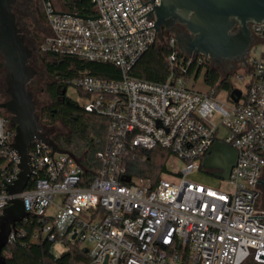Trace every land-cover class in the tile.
Returning <instances> with one entry per match:
<instances>
[{
    "label": "built area",
    "instance_id": "2783aa9c",
    "mask_svg": "<svg viewBox=\"0 0 264 264\" xmlns=\"http://www.w3.org/2000/svg\"><path fill=\"white\" fill-rule=\"evenodd\" d=\"M41 1L51 29L40 46L43 55L113 64L122 78L107 80L85 72L69 83L87 98L82 105L87 112L109 120V145L98 154L103 167L91 177H86L82 158L35 141L30 147V181L21 194H10L7 188L18 179L20 157L12 147L11 115L0 109V216L16 198L28 213L10 241L24 236L22 226L37 217L41 229L33 239L52 243L55 259L77 243L88 251L90 264H264V210L259 207L264 179V21L250 23L253 43L247 65L241 66L251 80L245 93L239 89V100L231 99L225 108L216 99V89L202 94L188 88L189 68L194 62L206 64V59L183 53L175 33L164 41L170 49L168 61L179 74L171 72L162 83L130 76L160 39L150 17L154 4L148 0H91L94 20L55 13L67 10L53 0ZM217 142L238 156L229 178H220L222 185L214 188L189 175L204 170L202 162ZM156 147L183 161L182 172L167 171L169 178L157 181L130 176L126 159ZM56 245L64 251H57Z\"/></svg>",
    "mask_w": 264,
    "mask_h": 264
},
{
    "label": "water",
    "instance_id": "95a60500",
    "mask_svg": "<svg viewBox=\"0 0 264 264\" xmlns=\"http://www.w3.org/2000/svg\"><path fill=\"white\" fill-rule=\"evenodd\" d=\"M154 4L150 14L155 19V28L160 38L164 39L177 23L185 25L187 33H175L179 49L198 58L204 56L206 63L220 64L223 60H242L247 65L246 56L253 43L250 23L264 21V0H148ZM158 1V3H156ZM16 0H0V66L5 68L6 93L9 100L0 102V109L11 115V125L15 127L13 149L20 157V172L15 183L7 188L14 194H21L32 176L30 165V147L35 141H41L54 152L76 155L60 146L43 132L41 117L34 100V94L28 85L39 75V71L31 64L34 50L27 44L14 12ZM55 13L77 16L84 20L97 17L83 16L67 11ZM168 31L163 34V31ZM241 91L235 89L231 99L237 102ZM222 145L224 151L218 153L217 147ZM237 151L217 142L209 155L203 160L204 169L221 170L214 176L228 179L237 161ZM78 164H83L77 158ZM28 216L20 198L13 199L11 205L4 209L0 216V264H7L3 251L10 242L16 226ZM86 252H88L86 250ZM69 252H64V257ZM104 264H107L105 261Z\"/></svg>",
    "mask_w": 264,
    "mask_h": 264
},
{
    "label": "trees",
    "instance_id": "16d2710c",
    "mask_svg": "<svg viewBox=\"0 0 264 264\" xmlns=\"http://www.w3.org/2000/svg\"><path fill=\"white\" fill-rule=\"evenodd\" d=\"M40 2L43 7L41 18L47 21L43 3L41 0ZM60 2L67 11L72 13L83 16L95 13L91 0H60ZM159 40L137 61L129 73L130 76L162 83L168 79L171 72L176 70V73L179 74L178 67L172 69L168 61L170 49L166 46L164 39L160 38ZM44 56L45 69L54 81L47 84V92L53 104L51 108L42 111L40 115L42 126L44 130H47L50 128L48 126L61 122L67 129V133L53 134L51 132V138L60 148L82 158L88 169L86 177H91L103 167V161L98 157V154L105 152L109 145V120L95 113L87 112L82 105L73 101L61 105L57 96L62 90H68L69 83L85 72L102 79L119 80L122 78L121 70L113 64L89 62L75 56L56 54ZM204 66L206 67L204 78L209 86L232 90L229 76L222 78L219 70L211 68L208 64L198 65L197 62H194L186 77L196 70L199 73ZM53 108L57 110L56 113L53 112ZM170 157L171 154L167 150L159 147L151 150H138L135 158L126 159L128 174L157 181L167 174V162ZM3 163L0 155V164ZM30 187H32V183ZM22 227L25 230V235L15 237L4 248L3 253L6 256L7 264H90L89 255L77 243L69 244V253L66 256L55 259L52 243L47 240L36 241L33 239L34 233L41 229L37 217H32Z\"/></svg>",
    "mask_w": 264,
    "mask_h": 264
},
{
    "label": "rangeland",
    "instance_id": "374dc122",
    "mask_svg": "<svg viewBox=\"0 0 264 264\" xmlns=\"http://www.w3.org/2000/svg\"><path fill=\"white\" fill-rule=\"evenodd\" d=\"M53 2L57 8H60V7L64 8L60 0H53ZM37 6H38L37 8L31 7L32 14L28 18H26L24 22H22V25L23 27L27 26L28 32L33 34L35 38V42H36L35 44L39 50V47L41 46V43L43 42L45 37L51 34V29L49 27L48 22L41 18L43 7H42L40 0L37 1ZM28 45L33 50H35L34 49L35 46L34 44H32V42H30V39L28 40ZM42 57L45 58V56H42ZM36 59H38L37 61H41L39 57H37ZM208 66L219 70L222 78L229 76L228 78H229L231 87L234 89L235 88L240 89L242 92L245 93L248 82L251 80V76L247 69L243 68L241 65L238 66L236 69L222 68L215 62H209ZM36 69L40 71L41 73H43V75L40 77L43 79L42 80L43 86H45L46 84L52 83L54 81V79L47 74L45 65L43 63H41L39 67L36 66ZM205 72H206V67L204 66L199 73L196 70L190 76L186 77L185 80L187 82L188 88H190L191 90L195 92L202 93V94L209 93L212 89H216L217 101L221 105H223L225 108H227L229 105L233 103L230 97L231 90L225 89V88L217 89L215 87L212 88L211 86H209L205 82V78H204ZM237 74L241 76H245V79L244 80L237 79L236 77ZM68 96L72 98L74 101H76L77 103H79L80 105H83L87 101V98L73 86L69 87ZM0 99H1V96H0ZM36 100L37 102L45 103L46 105L51 103V101L47 99L46 96H42L40 94L39 95L36 94ZM48 127H50L49 129L51 130L53 134H66L67 133V129L61 124V122H56L54 125H50ZM219 139L222 140V138H219ZM217 151L218 153H222L224 151V147L222 145L218 146ZM184 167H185V163L175 156H171L167 162V171L170 173L179 174L182 172ZM205 170L206 169L201 170L200 172H196L195 174H191L189 175V178L193 181L200 182V183H203L205 185H208L214 188H219L222 185L221 179L214 175L217 172H221V170H218L215 168H209L206 171ZM164 178H169V176H167L166 174L164 175ZM88 245L89 244H84L83 247H86ZM55 249L61 252V251H64L65 248H63L60 245H56Z\"/></svg>",
    "mask_w": 264,
    "mask_h": 264
},
{
    "label": "flooded vegetation",
    "instance_id": "af4514ba",
    "mask_svg": "<svg viewBox=\"0 0 264 264\" xmlns=\"http://www.w3.org/2000/svg\"><path fill=\"white\" fill-rule=\"evenodd\" d=\"M37 1L38 0H16V5L14 7V12H15L17 20L20 24V27H21L23 33H25V35H26L27 44H28V40L30 39V42H32V44H34V46H35L34 49L36 50V52L34 50V57L32 58V60L30 62V64L35 69H36V66L39 67L41 65V63H43L45 65V58L42 57L44 55L41 53L40 47L38 50V47L35 44L36 42H35V38H34L33 34L28 32L27 26L23 27L22 22H24V20L32 14L31 7H34V8L38 7ZM167 32L168 31L164 30L163 34H165ZM170 33H187V29H186L185 25L177 23L175 25L174 29L169 32V34ZM247 56H246V59H247ZM37 57H39L41 59V61H37L38 60V59H36ZM1 62H2V56L0 54V64H1ZM208 63H206V64H208ZM241 64H242V60H238L237 58H234V59L223 60L218 65L221 66L222 68L236 69ZM5 74H6L5 68H2L0 66V96H1L0 102H6L9 100V96L6 93ZM42 75H43V73H41L39 71V75H37L35 77V79L28 85V89L30 91H32L34 94V100L36 102V106L38 107V112L40 115L44 109L51 108L52 104H53L51 102L50 104L46 105L45 103L37 102V100H36V94H38V95L40 94L42 96H46L47 99H49L51 101L49 94L47 92V84L45 86H43V83H42L43 79L40 78ZM37 77H39V78H37ZM57 100L60 102L61 105L63 103H70L72 101L77 103L76 101H74L72 98H70L68 96V90H62L61 93L58 94ZM52 110L54 113H56V111H57L55 108H53ZM45 131L48 132L49 136L51 137V130L47 129ZM259 207L262 210H264V179L261 181V189H260V196H259Z\"/></svg>",
    "mask_w": 264,
    "mask_h": 264
},
{
    "label": "crops",
    "instance_id": "0c3cea01",
    "mask_svg": "<svg viewBox=\"0 0 264 264\" xmlns=\"http://www.w3.org/2000/svg\"><path fill=\"white\" fill-rule=\"evenodd\" d=\"M60 8L66 10L65 8H62V7H60Z\"/></svg>",
    "mask_w": 264,
    "mask_h": 264
}]
</instances>
